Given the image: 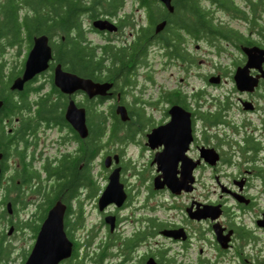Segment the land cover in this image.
Listing matches in <instances>:
<instances>
[{"label":"flooded vegetation","instance_id":"1","mask_svg":"<svg viewBox=\"0 0 264 264\" xmlns=\"http://www.w3.org/2000/svg\"><path fill=\"white\" fill-rule=\"evenodd\" d=\"M172 3L170 10L161 0H135L134 9H127V0H118L110 7L103 2L98 15L84 13V40L105 52L111 64L95 75L62 67L111 82L106 94L63 91L55 83L60 61L53 64L54 56L46 69L13 87L30 48L25 46L18 65L0 57V264L18 262L16 237L31 229V244L21 253L24 264L37 235L34 216L45 209L47 215L59 198L73 241L72 254L60 264H99L101 258L103 264L264 263V26L243 18L246 30L226 24L228 33L218 40L206 34L197 38L182 23L175 25ZM212 4L215 11L225 9ZM151 13L160 18L152 22ZM98 18L115 27H96ZM89 31L104 41L93 43ZM247 46L258 47L253 58ZM119 53L129 60L116 74ZM71 99L108 105L107 112L124 122V146L105 153L104 158L113 156L110 162L98 163V155L81 159V141L88 135L82 137L65 117ZM51 104L54 116L65 122L51 117ZM119 104L127 109L124 120ZM127 145L147 152L146 160H133ZM116 168L126 195L101 208ZM163 169L171 170L173 187L155 186ZM162 191L168 192L169 205L153 200ZM163 206L171 210L163 214ZM94 213L99 220L88 223ZM165 229L175 232L168 235ZM78 230L82 235L76 237Z\"/></svg>","mask_w":264,"mask_h":264},{"label":"trees","instance_id":"2","mask_svg":"<svg viewBox=\"0 0 264 264\" xmlns=\"http://www.w3.org/2000/svg\"><path fill=\"white\" fill-rule=\"evenodd\" d=\"M173 1L177 6V14L174 15L178 21L174 20L175 25L178 22L182 23L187 30L194 33L195 37L199 38L206 34L213 41L228 33V30L223 28L224 25H220L215 20V9L204 4V0ZM103 2H107L110 7L118 0H0V52H3L8 45L31 48L34 35L47 33L54 49L53 64L60 61L65 66L76 68L81 74L95 75L96 71L104 67L108 68L111 63L107 60L108 56L105 52L99 54L95 47L84 40L81 24L84 13L90 11L94 16L98 15L102 10ZM209 2L226 10H234L233 14L248 18L250 23L256 22L264 26V22L259 20L264 13V0H250L248 8L240 7L235 0H209ZM149 9L152 12L151 6ZM150 17L152 22L160 18L154 13H151ZM75 30L76 35H72ZM63 34L66 36L65 40H61ZM116 55L115 60H120L117 74L127 65L129 58L123 53ZM3 64L0 58V73ZM83 104L88 111L89 134L81 141V159L90 161L104 149L106 152L111 151L109 147L115 140H124L125 134H120V131L124 130V122L119 117L109 114L107 108L97 102L87 100ZM53 107L54 105L51 104V117L59 122H65L62 115L61 118H58V115L54 116L57 112ZM85 177L86 175H83L82 180ZM69 183L70 181L67 182L68 185ZM59 190L56 189V194L51 198L50 203L56 199ZM46 210L37 219L43 220ZM38 224L37 222L35 226L36 233L40 226ZM101 259L99 264H103Z\"/></svg>","mask_w":264,"mask_h":264},{"label":"water","instance_id":"3","mask_svg":"<svg viewBox=\"0 0 264 264\" xmlns=\"http://www.w3.org/2000/svg\"><path fill=\"white\" fill-rule=\"evenodd\" d=\"M161 1L164 2L170 10L174 9L172 0ZM94 25L99 28L108 29H113L115 27L114 23L104 18L94 20ZM163 25L164 22H161L158 26L162 27ZM254 48L258 47H245L250 58L254 57ZM53 56V48L49 42V35L47 33L34 35L33 44L29 49L25 60L23 75L15 79L13 87H22L25 80L29 79L37 72L46 69L50 65V61ZM55 83L66 92L83 89L90 97L97 94H106L107 89L112 84L107 81H96L91 77L65 70L60 62L56 64L55 68ZM116 110L120 113L123 120L126 119L128 113L124 104H119ZM65 117L82 137H86L89 134L87 109L84 105H78L74 99H71L67 105ZM156 129L157 128L153 129L150 133V139H154ZM114 156L117 157V155ZM112 157L113 156L110 154L107 155L104 158L105 162H110ZM163 171V174L158 175L155 178V186L163 187L167 184L168 186L173 187L171 181V170L163 169ZM161 176H163L164 179H161ZM125 195L124 185L120 181L119 177V169L116 168L110 174L109 182L100 198L101 208L112 201L121 203ZM64 211L65 204L59 198L49 208L47 215L43 219L37 232L35 243L24 264H60L64 258H67L72 254L73 241L67 235L64 227ZM163 232L171 235V233L175 232V229H165Z\"/></svg>","mask_w":264,"mask_h":264},{"label":"rangeland","instance_id":"4","mask_svg":"<svg viewBox=\"0 0 264 264\" xmlns=\"http://www.w3.org/2000/svg\"><path fill=\"white\" fill-rule=\"evenodd\" d=\"M249 1L250 0H235L236 3L239 4L240 7L242 8H248V4H249ZM133 2H135V0H127V9H134L135 5H133ZM204 4L208 5V6H212L213 4L211 2H209V0H204L203 1ZM234 10H226V9H221V10H217L215 11V18L217 21H224V24L223 25H226V24H229L231 26H234V27H237L239 29H245L246 30V23L243 19V17H240L239 15H235L233 14ZM221 19V20H220ZM261 22H264V13H262V16L260 17L259 19ZM84 24L86 25V27L88 26L89 27V21L88 20H85ZM88 35L90 38H92V41L93 43H99V42H103L104 39L101 35L95 33V32H91L89 31L88 32ZM202 47H211L213 48L214 46H211V45H207V44H202ZM26 48L23 47V48H20L18 45H8L6 46L5 50L3 52H0V57L5 60L9 65H18L20 64L21 60L23 59V57H25L26 55ZM158 80L160 81V78L158 77ZM108 105H105V107H107ZM120 134H124V130L120 131ZM124 146V140H115L111 145H110V150H114V149H118L119 147H122ZM128 147V151L127 153L131 154L132 155V158L133 160L137 161V162H144L147 158V155L148 153L147 152H141V151H138V149L136 147H134L133 145H127ZM108 148V146L106 147V149ZM105 149L103 150L102 153H100L98 155V158H97V161L98 163H100L104 156H105ZM128 155V154H127ZM126 155V156H127ZM140 167H142V164H140ZM143 170V168H141ZM154 169L152 170H147L148 173H150L151 171H153ZM133 180V178H132ZM212 182V181H211ZM141 192L144 193V194H147L148 191H147V188L146 190L144 191V186L142 187L141 189ZM162 194V195H161ZM161 194H157L156 196L153 197V200H161L162 202H164V204L166 205H169L170 204V200L171 198L169 197L168 195V192L166 191H162ZM163 214H165L166 212H169L171 209H169L168 206H163ZM35 217V221L37 220V216H34ZM97 214H90V216H88L87 218V221L88 223H92L93 221H96L98 218H97ZM41 220L40 219L38 221L39 224H41ZM99 220V219H98ZM38 224V225H39ZM74 232V235L76 237L82 235V231L81 230H78V231H73ZM262 235H264V232H262ZM32 236H33V231L31 229H26L24 231V233L21 235V236H17V246L19 247L18 248V262L16 264H21V261H20V258H21V253L22 251L26 248H28V246L31 244V241H32ZM161 239V237H160ZM162 241V240H161ZM154 242V241H153ZM263 252V251H262ZM237 264L239 263V261L236 262ZM235 263V264H236ZM228 264H232V262L230 261Z\"/></svg>","mask_w":264,"mask_h":264}]
</instances>
